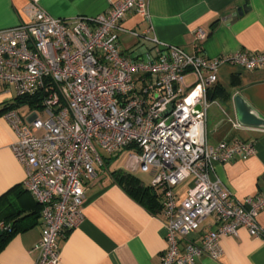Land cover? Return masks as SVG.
I'll return each instance as SVG.
<instances>
[{
  "label": "built area",
  "instance_id": "1",
  "mask_svg": "<svg viewBox=\"0 0 264 264\" xmlns=\"http://www.w3.org/2000/svg\"><path fill=\"white\" fill-rule=\"evenodd\" d=\"M147 3L116 0L105 14L66 20L34 1L29 21L0 29V87L15 99L29 100L2 116L16 135L11 150L24 167L23 186L41 206L34 264L58 263L60 238L84 219L86 180L103 155L124 149L125 168L149 173L160 198L167 229L162 264H195L200 254L217 258L220 238L239 227L264 237L257 221L264 195L238 199L211 178L215 163L253 155L254 143L236 139L210 145L206 139V93L219 66L260 69L264 51L208 59L157 42L155 56L124 53L119 24L129 11L146 17ZM204 35L196 31L197 38ZM189 74L192 89L185 83ZM184 182L188 187L180 197L176 188ZM207 217L216 228L204 231L195 244L188 235Z\"/></svg>",
  "mask_w": 264,
  "mask_h": 264
},
{
  "label": "crops",
  "instance_id": "2",
  "mask_svg": "<svg viewBox=\"0 0 264 264\" xmlns=\"http://www.w3.org/2000/svg\"><path fill=\"white\" fill-rule=\"evenodd\" d=\"M34 1L49 15L70 20L77 15L105 14L116 0H0V29L29 21ZM246 3L247 10L239 14L238 9ZM199 29L205 33L202 38L196 36ZM117 35L122 52L146 51L145 59L156 55L157 42L176 45L208 59L237 52L260 53L264 51V0H148L147 16L127 12ZM193 82L194 76L187 75L186 86L192 89ZM262 83L264 67L245 70L238 64L224 63L218 68L217 81L206 93L210 102L208 118L211 114L216 118L212 129L206 125L208 144L238 139L252 141L255 146V153L245 159L213 165L211 178L238 199L264 195V130L237 123L233 95ZM5 103L17 102L8 89L0 87V109ZM22 106L24 103L13 107ZM15 140V132L0 110V196L10 191L23 213H38L35 225L12 235L0 250V264H34L42 217L31 194H16L22 188L25 170L11 150ZM125 152L128 149L115 156L103 155L102 162L95 165L94 176L86 180L84 219L60 238L57 264H162L167 229L160 208L151 212L125 191L112 174L119 169L131 172L116 164ZM187 187L184 182L176 188L180 197ZM257 221L264 230V209L257 214ZM215 228L212 218L207 217L188 237L200 244L202 233ZM219 244L221 252L217 258L200 254L194 257V263L264 264V237L252 236L245 227H239L234 235L222 236Z\"/></svg>",
  "mask_w": 264,
  "mask_h": 264
},
{
  "label": "trees",
  "instance_id": "3",
  "mask_svg": "<svg viewBox=\"0 0 264 264\" xmlns=\"http://www.w3.org/2000/svg\"><path fill=\"white\" fill-rule=\"evenodd\" d=\"M16 102V104L5 103L3 108L0 109L1 112L3 113L6 109L19 103L29 102V100L26 97H22L16 98ZM112 174L125 191L141 202L151 212H156L160 208V200L158 201L157 199L158 194L152 189L150 184H145L131 172L122 169L115 170ZM16 187L12 188L11 191L15 190ZM21 187L16 194L22 193L21 191L28 192L23 184ZM36 205L41 210V206L37 201ZM37 216V210L23 213L16 199L10 195V191L2 194L0 196V223H3V226H0V250L12 235L35 225Z\"/></svg>",
  "mask_w": 264,
  "mask_h": 264
},
{
  "label": "water",
  "instance_id": "4",
  "mask_svg": "<svg viewBox=\"0 0 264 264\" xmlns=\"http://www.w3.org/2000/svg\"><path fill=\"white\" fill-rule=\"evenodd\" d=\"M247 3L238 9L245 12ZM233 108L239 125L264 130V83L256 84L233 95Z\"/></svg>",
  "mask_w": 264,
  "mask_h": 264
},
{
  "label": "rangeland",
  "instance_id": "5",
  "mask_svg": "<svg viewBox=\"0 0 264 264\" xmlns=\"http://www.w3.org/2000/svg\"><path fill=\"white\" fill-rule=\"evenodd\" d=\"M220 116L224 117L221 112H220ZM41 117L44 118V115H42L41 113ZM216 118L214 117V115H209L208 118V122H207V128L210 130L213 128L214 124H215ZM102 153V152H101ZM128 163V152H125L124 154H121L118 158H117V162L116 164L118 166H125ZM135 176L138 177L140 180H142L144 183L149 184L150 180H151V175L148 173H142L140 171H135Z\"/></svg>",
  "mask_w": 264,
  "mask_h": 264
}]
</instances>
